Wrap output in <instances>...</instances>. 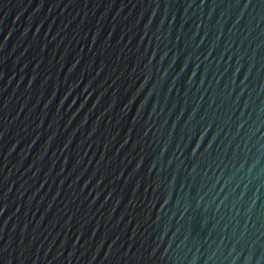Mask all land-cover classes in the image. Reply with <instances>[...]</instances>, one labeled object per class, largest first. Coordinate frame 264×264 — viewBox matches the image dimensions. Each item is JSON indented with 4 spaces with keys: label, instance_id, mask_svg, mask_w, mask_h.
<instances>
[{
    "label": "water",
    "instance_id": "obj_1",
    "mask_svg": "<svg viewBox=\"0 0 264 264\" xmlns=\"http://www.w3.org/2000/svg\"><path fill=\"white\" fill-rule=\"evenodd\" d=\"M0 264H264V0H0Z\"/></svg>",
    "mask_w": 264,
    "mask_h": 264
}]
</instances>
